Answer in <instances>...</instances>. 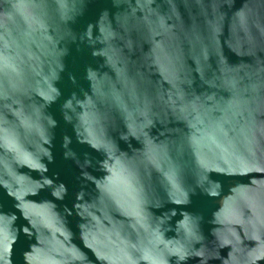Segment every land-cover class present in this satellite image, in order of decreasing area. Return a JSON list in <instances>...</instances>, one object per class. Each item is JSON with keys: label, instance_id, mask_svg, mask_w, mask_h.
<instances>
[{"label": "water", "instance_id": "obj_1", "mask_svg": "<svg viewBox=\"0 0 264 264\" xmlns=\"http://www.w3.org/2000/svg\"><path fill=\"white\" fill-rule=\"evenodd\" d=\"M0 264H264V0H0Z\"/></svg>", "mask_w": 264, "mask_h": 264}]
</instances>
